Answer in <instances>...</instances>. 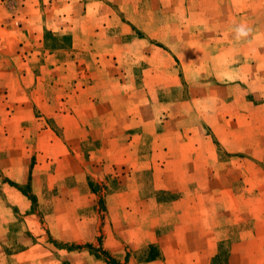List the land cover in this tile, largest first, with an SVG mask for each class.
Instances as JSON below:
<instances>
[{
    "label": "rangeland",
    "instance_id": "obj_1",
    "mask_svg": "<svg viewBox=\"0 0 264 264\" xmlns=\"http://www.w3.org/2000/svg\"><path fill=\"white\" fill-rule=\"evenodd\" d=\"M38 1L0 47V264H264V0Z\"/></svg>",
    "mask_w": 264,
    "mask_h": 264
},
{
    "label": "crops",
    "instance_id": "obj_2",
    "mask_svg": "<svg viewBox=\"0 0 264 264\" xmlns=\"http://www.w3.org/2000/svg\"><path fill=\"white\" fill-rule=\"evenodd\" d=\"M28 1L29 0H0V47L1 44L5 42H11L21 38V33H19L18 29L19 25L22 24L23 18L18 17L15 12L17 9L20 10V12L22 10L21 13L25 20L26 15H24V12L27 11ZM9 3L11 5H9ZM31 3H39V1L31 0ZM15 25H18V28H15Z\"/></svg>",
    "mask_w": 264,
    "mask_h": 264
},
{
    "label": "clouds",
    "instance_id": "obj_3",
    "mask_svg": "<svg viewBox=\"0 0 264 264\" xmlns=\"http://www.w3.org/2000/svg\"><path fill=\"white\" fill-rule=\"evenodd\" d=\"M235 38L240 40L248 35L249 29L246 28L244 25H239L235 28Z\"/></svg>",
    "mask_w": 264,
    "mask_h": 264
},
{
    "label": "trees",
    "instance_id": "obj_4",
    "mask_svg": "<svg viewBox=\"0 0 264 264\" xmlns=\"http://www.w3.org/2000/svg\"><path fill=\"white\" fill-rule=\"evenodd\" d=\"M113 263L112 264H118L117 262H115V261H112Z\"/></svg>",
    "mask_w": 264,
    "mask_h": 264
}]
</instances>
